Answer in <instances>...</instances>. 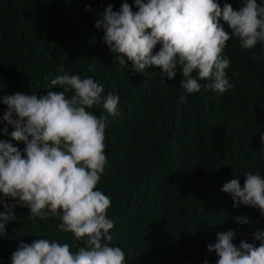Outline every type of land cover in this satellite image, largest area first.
Segmentation results:
<instances>
[{"label": "trees", "instance_id": "1", "mask_svg": "<svg viewBox=\"0 0 264 264\" xmlns=\"http://www.w3.org/2000/svg\"><path fill=\"white\" fill-rule=\"evenodd\" d=\"M122 2L137 11L133 0H0V97L62 90L49 84L63 74L91 77L103 86L102 95L119 96L118 116L102 105L90 111L108 120L107 164L97 189L111 197L110 246L125 252L126 264H216L207 245L228 230H235L237 246L242 240L259 246L253 234L264 232V215L258 208L234 207L221 188L230 179L243 186L249 171L264 178V47L258 42L245 50L233 37L223 55L234 86L217 95L207 87L212 80H202L199 92L187 94L179 66L173 79L154 66L137 72L126 58L120 65L103 42L95 21L109 4L119 11ZM216 2L238 10L245 0ZM257 3L264 6V0ZM5 112L0 102V140L22 151L24 143L11 140L14 128L3 120ZM15 203L4 199L0 212L3 204ZM13 213L16 219L0 237V264H11L18 245L35 239L72 245V235L58 230V217H33L20 205Z\"/></svg>", "mask_w": 264, "mask_h": 264}, {"label": "clouds", "instance_id": "2", "mask_svg": "<svg viewBox=\"0 0 264 264\" xmlns=\"http://www.w3.org/2000/svg\"><path fill=\"white\" fill-rule=\"evenodd\" d=\"M133 2L135 12L122 2L119 11L109 4L100 14L95 27L103 29V42L118 55L120 65H125L126 58L137 72L154 66L173 79L179 66L180 87L187 94L199 92L202 80H212L207 87L217 95L234 86L225 71L230 60L223 55L233 37L245 50L258 42L264 47V6L257 0H245L238 10L227 2L221 8L216 0ZM157 44L159 51L153 54ZM53 86L62 90L39 97L25 92L0 97L7 106L3 120L14 128L11 140L25 145L21 151L0 140V204L8 198L16 201L2 205L0 237L6 234V223L16 219L13 209L20 205L33 217H58V230L72 235V245L45 238L20 243L11 254V264H126L125 252L110 246L111 197L97 189L107 164L108 120L90 111L102 105L109 116H118L119 96L102 95V85L80 75H58L50 81L49 88ZM260 140L264 145V133ZM259 151L264 155V147ZM243 175V186L238 179H230L221 191L231 195L234 207L239 203L258 208L264 215V178L251 171ZM237 220L247 223L246 218ZM253 235L259 246L243 240L237 246L235 230L217 233L207 251L215 252L216 264H264V232Z\"/></svg>", "mask_w": 264, "mask_h": 264}]
</instances>
